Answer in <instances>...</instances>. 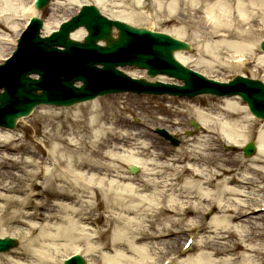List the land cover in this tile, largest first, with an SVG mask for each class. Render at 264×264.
I'll return each mask as SVG.
<instances>
[{
  "label": "bare ground",
  "instance_id": "bare-ground-1",
  "mask_svg": "<svg viewBox=\"0 0 264 264\" xmlns=\"http://www.w3.org/2000/svg\"><path fill=\"white\" fill-rule=\"evenodd\" d=\"M52 1L53 9L96 4L108 17L134 26L152 22L148 7L178 19L192 29L199 56L178 51L177 60L186 66L193 61L207 76L264 66V52L252 40L264 23V0H133L137 8L120 13L113 11L112 0ZM32 2L0 0V62L14 49L24 24L41 16ZM53 17L51 11L44 19L43 36L59 27ZM85 30L75 29L72 38L82 41ZM188 31L167 32L186 40ZM207 96L216 98L217 107L187 110L199 128L176 147L141 134L121 111H105L107 101L100 96L71 108L39 106L23 126L35 129L32 142L0 126V238L16 237L20 243L0 253V264H58L65 249L85 252L90 264H159L167 256L170 264H264V213L254 214L264 202V193L255 199L264 192L258 185L264 183V121L237 95ZM250 138L257 151L244 157ZM226 145L242 152L224 150ZM133 165L137 174L125 171ZM23 191L29 194L20 197ZM237 195L251 199L238 201ZM38 198L42 202L34 204ZM101 220L104 228L91 231L88 224ZM193 230L198 236L187 254L169 246V240L178 242Z\"/></svg>",
  "mask_w": 264,
  "mask_h": 264
},
{
  "label": "water",
  "instance_id": "water-1",
  "mask_svg": "<svg viewBox=\"0 0 264 264\" xmlns=\"http://www.w3.org/2000/svg\"><path fill=\"white\" fill-rule=\"evenodd\" d=\"M49 0H41L44 6ZM84 26L88 35L84 42L71 38V32ZM31 28L20 40L15 56L0 67V125L14 128L18 118L28 116L39 104L72 105L110 92L143 91L197 96L238 94L244 98L253 114L264 119V82L237 76L230 83L207 79L185 67L175 58L178 49L190 50L191 44L169 33L134 27L118 19L111 20L100 13L96 5H84L71 20L62 23L48 37L40 36L42 22L33 19ZM118 28V37L113 28ZM104 41L106 46L98 44ZM261 46L264 49V41ZM62 47L63 49L59 48ZM97 64L103 65L99 68ZM135 65L148 69L151 76L159 73L182 79L185 85L152 83L127 76L118 65ZM30 74H38L32 78ZM82 81L81 87L74 86ZM196 126V123L194 122ZM255 152L252 142L245 147L246 155ZM132 171H136L133 167ZM16 240L0 239V251L13 247ZM66 264H88L76 255Z\"/></svg>",
  "mask_w": 264,
  "mask_h": 264
},
{
  "label": "rangeland",
  "instance_id": "rangeland-1",
  "mask_svg": "<svg viewBox=\"0 0 264 264\" xmlns=\"http://www.w3.org/2000/svg\"><path fill=\"white\" fill-rule=\"evenodd\" d=\"M31 1L32 0H26V2H28L27 6L30 4ZM90 1L91 0H83V3L84 2H90ZM112 2H113V11L118 12V13H120L119 11L124 10V12H125L131 8L136 7V6H134L133 0H112ZM52 3H53V1H52ZM52 3L43 8V11L41 13V15L43 16V19L44 18L45 19L50 18V12L53 11V14H54L53 21L54 20L55 21H64L65 19L71 18L72 16H74V14L80 8L79 5H74V7H71V8H67L65 6V7H63V9H60V8L53 9L54 5H52ZM146 9H148L147 11L152 16V22L149 21L148 19H146V20H143L141 22H137V24H136L137 26L149 27V28L156 30V31L160 30V31H166V32L167 31H177V30H189L188 33L185 35V39L187 41H190V42L192 41L191 43H195V39H193L194 34H193L192 29H189V28L184 29V25H185L184 23H182L178 19L175 20L173 18L169 19L168 17L160 16L157 14L156 9L149 8V7ZM8 34L13 35L10 32ZM252 36H253L252 40L254 41V43H256V46L259 48V51H260L259 53L261 54L262 50H261L259 45H260V41H262L264 39V23L262 24V26H259V29L256 30ZM194 45L196 46V44H194ZM189 52L194 55V58L199 56L198 50L195 49L194 46H193V50H191ZM203 57L205 59H209L208 56H203ZM255 61L256 60L251 61V62L255 63ZM188 67H192L198 71H203V69L196 66L193 61H191L188 64ZM125 71L127 73L131 71V72L135 73L138 77L141 75V76H144L146 78H149V76L147 75V72H145L142 69L131 68L128 66V68L125 69ZM241 74H245L248 77H254V78L264 80V66H261V68H257V67H254V65L252 64L251 66H248V67H241V69L232 68V67L231 68H225L224 70H221V72H210V74H208V77H210V78L212 77V78L217 79L219 81H221V80L229 81V80H231L232 77H234L236 75H241ZM166 80L169 82L170 81L178 82L177 80H175L173 78H170V80L168 78H165V81ZM204 96H206V97H204ZM213 97H215V96H213ZM212 99H213L212 101L208 100L207 95H201L200 97H195V98L190 99L187 97L179 98L176 96H168V95H160V96H156V95H152V94H150V95H147V94L138 95V94L129 92V93L110 94L109 96H104L103 100L107 101V102H105L103 105H104L105 111L106 110L108 111V109H110L112 107L118 112L121 111L122 115L125 118V121H127L128 123L135 126L136 127L135 129L138 132H140L141 134L147 135V137H149L151 140L153 139L157 144H160V146H171V147H173L174 144L170 143L169 140L165 139L163 136L161 137V135L156 133V128L164 127L170 133L172 131L176 132V130L179 129L181 131V133L179 135L175 134L174 136L177 137L179 140H181L180 145H182V143H183L182 140L184 138L187 139L189 136H193L197 132L195 128H192V124H191L192 119H191V116L187 110H190L195 106L201 107V108L203 107L205 109H212V106L217 107V100H215L216 98H212ZM197 101H200V102L197 103ZM53 107H55V106H53ZM37 108H35L34 111H36ZM53 109H58V108H53ZM34 111L27 118L25 117V118L20 119L16 129H14V130H17L16 131L17 134H20L21 136H26L25 138H27V139H25V140H28L29 142H32L33 139L37 138L38 136H36L37 134L35 132V129H33L32 127H28L27 129H24L23 126H24V122L28 121V119L30 117H32ZM34 127L36 129H39L40 125L37 124ZM187 131H190L192 133V135H189ZM250 139H251L250 141L255 140L253 138H250ZM229 147H232V150L238 149L237 147H233L231 145L230 146L226 145L224 147V150L232 151ZM238 152H242V151L239 150ZM43 154L44 153H42V155ZM20 155H21V153L19 152L17 157H19ZM29 156H30L29 154L25 153L24 159H26V157H29ZM27 159H29V158H27ZM22 165L23 164H21V166ZM125 171L129 172V168L125 167ZM137 173H135V174H137ZM137 177H139V176H137ZM42 179H43V177H41V179H37V180L39 182H41V181H43ZM258 185H259V189H260V187L264 186V183H260ZM253 188L256 190L258 188V186L253 187ZM245 190L252 191L251 189H245ZM22 193H24V194H22ZM262 193H264V192L259 191L258 195H257V197H255V199L258 198L259 194H262ZM28 194H29V192L25 193L23 191L19 194V196L24 197V196H27ZM234 198L238 201H242V200L248 201L249 199H251V195H247V196L237 195ZM260 198L261 197H259V199ZM42 200H43V198L42 199L38 198L34 201V204H36V202H38V201L42 202ZM0 204L2 205L3 202L0 201ZM31 210H32L31 208H26V211H31ZM191 219L192 218H188L187 221L184 222V224L190 223ZM36 221H39V220L36 219ZM257 221L259 224L263 220L259 219ZM104 225H105L104 220H101L98 224H95V226H94V224H88L89 228L93 232L95 231V227L96 228L97 227L104 228ZM171 233L172 232H170V234ZM197 233H198V231H195L194 233H188V235L196 236ZM188 235L185 236L184 239H180L178 242L176 239L169 240L170 241L168 243L169 246H172L173 248L174 247L180 248L182 246L181 244H183V242L187 239ZM200 235L204 236L205 234L200 233ZM173 237H176V236H173ZM156 242L157 241H155L154 243H150V245L155 246ZM96 244H98V242H96ZM83 245L84 244L82 243L81 246L83 247ZM159 247H161V246L159 245ZM158 249L159 248H156V251H158ZM195 252H197V247L191 253L193 254ZM83 253H85V252H83ZM73 254H76L75 250H71V249H65L64 251L60 250V252L57 255L58 257H57L56 262L58 264H63L64 263L63 260L66 259V257H69ZM128 255H130V253H128ZM87 257L89 258V256H87ZM163 260L164 259H162L161 262H163Z\"/></svg>",
  "mask_w": 264,
  "mask_h": 264
}]
</instances>
